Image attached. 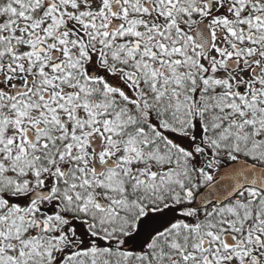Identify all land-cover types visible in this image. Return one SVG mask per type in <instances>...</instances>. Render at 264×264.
Listing matches in <instances>:
<instances>
[{
    "label": "snow or ice",
    "instance_id": "1",
    "mask_svg": "<svg viewBox=\"0 0 264 264\" xmlns=\"http://www.w3.org/2000/svg\"><path fill=\"white\" fill-rule=\"evenodd\" d=\"M0 264H264V0H0Z\"/></svg>",
    "mask_w": 264,
    "mask_h": 264
}]
</instances>
